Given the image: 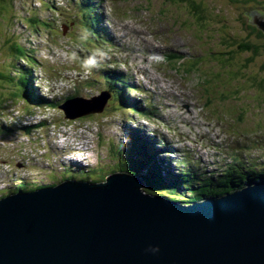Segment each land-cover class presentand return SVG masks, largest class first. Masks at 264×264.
<instances>
[{"label": "rangeland", "instance_id": "obj_1", "mask_svg": "<svg viewBox=\"0 0 264 264\" xmlns=\"http://www.w3.org/2000/svg\"><path fill=\"white\" fill-rule=\"evenodd\" d=\"M97 1L101 2L93 6L99 9L98 28L103 38L114 39V50H107L93 36H88L91 44L85 41L91 19L86 5L80 7L72 0H0L3 39L14 37L15 42L33 51L42 65L41 74L33 75L35 96L50 100L64 97V103L69 98L67 93L78 91L81 99L75 109L68 105L69 113L58 106L53 109L35 104L32 98L24 104L11 96L8 83L0 79L5 102L0 110V198L20 183L51 184L52 177L60 180L58 173L65 170L80 176L81 171L93 169L107 172L93 184H104L111 174L133 173L146 188V171L135 170L139 163L134 152L125 154L124 163L120 160V170H114V155L122 156L124 148L132 145L151 156L149 151L161 148L158 139L164 141V149L154 153L155 159L159 156L156 164L151 159L155 170L162 168V184L154 191L157 196L164 193L168 178L178 180L185 174L188 163L200 162L204 173H214V177L220 173L210 170L215 165L225 167L224 160L236 151L237 155L242 153L245 164L264 163V35L257 28L264 22V0H232L236 7L229 8V0H212L207 4L216 11L210 9L206 23L201 25L193 21V15L167 0ZM20 17H36L40 23L26 28ZM246 44L251 51L239 54L238 47ZM0 50L6 51L5 47ZM168 52L179 55L183 64L177 59L167 65L162 55ZM82 53L87 54L83 59L79 57ZM100 53L105 64L117 62L127 80L140 91L131 90L130 94L123 89V98L112 102L108 85L101 78L105 70L98 64ZM218 53L229 55V65L241 75H235L236 71L231 76L227 65H222L226 58L218 57ZM4 58L1 53L0 73L11 75L13 63ZM248 58L252 60L246 70L238 69ZM111 78L122 79L115 75ZM145 101L151 105L148 115L132 110L133 102L148 107ZM139 129L145 131L141 139L128 134L132 131L140 136ZM76 139L87 142L75 145ZM150 139L157 142L151 145ZM85 144L87 160L80 154L85 152ZM163 158L168 161L166 166ZM253 169L262 171L259 165ZM197 171L201 174L202 170Z\"/></svg>", "mask_w": 264, "mask_h": 264}, {"label": "water", "instance_id": "obj_2", "mask_svg": "<svg viewBox=\"0 0 264 264\" xmlns=\"http://www.w3.org/2000/svg\"><path fill=\"white\" fill-rule=\"evenodd\" d=\"M143 189L115 173L0 198V264H264V181L188 205Z\"/></svg>", "mask_w": 264, "mask_h": 264}, {"label": "trees", "instance_id": "obj_3", "mask_svg": "<svg viewBox=\"0 0 264 264\" xmlns=\"http://www.w3.org/2000/svg\"><path fill=\"white\" fill-rule=\"evenodd\" d=\"M167 2H170L174 7H179V10L183 8V12H185L186 10L190 17H192L193 15L195 17L193 21H196V23L199 25L206 23L205 20L207 19V14L210 9L212 11L213 10L216 11V9H214L213 6L209 7L207 4V2H212V0H167ZM229 2L230 4L227 6V8L233 7V6L236 7L235 5L236 2H232V0H229ZM88 6L91 7L92 5H88ZM26 14L30 16L32 13L29 14V12H27ZM204 14H206V16H204ZM18 19L22 23H24L26 28H30V27L34 28L37 25V23H40L38 22L36 17L25 18L24 20H22V18L20 17ZM90 24H91L92 30L90 31L89 34L91 36H94L95 34L101 31L100 28H97L99 24V17L97 15L93 16V18L90 19ZM187 24H189L190 26L189 22ZM245 24L247 25L246 22ZM249 27H252V30H254V32H258L257 34L260 35L259 34L260 32L257 31V28L251 25ZM220 38L223 39L224 37L222 36ZM0 41H2V43H0V49L2 47H5L6 49L5 52L0 50V54L3 53V56H6V58L4 59L6 61L11 60V64L13 63L11 65L12 67L10 71V72H13L12 73L13 76H11L12 74L10 75V73L9 75L0 73V79L8 83V87L11 88V91H12L11 96L15 97L18 101L19 99H21L24 104H27L29 98H32L35 104L40 105L43 103L49 108L56 109L57 106L63 102V100H61L62 98H59V97L55 98L56 100L55 102V100H50L46 97L41 98L39 96H35L33 92L34 90V88H32V82L34 81L33 75L37 73L41 74L40 71L42 70V65L39 63V59L36 58V56L34 55V52L31 51L30 49H27V47L22 45L20 42L18 41L15 42L14 37L3 39L2 33H0ZM85 41L91 44L90 42H88L87 38ZM77 43L80 46L85 47L83 44L79 42ZM222 46L224 47L223 43H222ZM226 46H229V44L226 43ZM238 48L241 51L239 50L237 52L242 55L246 54L245 53L246 51H251V49L248 47L247 44L243 45V47L239 46ZM87 52H91V51L87 50ZM231 52L233 51H230V53ZM255 53L257 52L254 51V54ZM86 55L87 54L82 53V56L81 57L79 56V57L83 59L84 57H86ZM172 56H174V54H172ZM217 56L228 58L229 55L218 53ZM227 58L226 60L222 62V65H227L226 68L229 70L230 75L233 76L234 72L237 71V68H235L234 70L229 65ZM251 60L252 58L246 59L245 64L240 65L238 69L242 67L243 70H246L247 65L251 62ZM104 75H105L104 79L108 85L110 94L112 95V100H111L112 102H118L121 100V96H123V94L121 93V90H123V88L133 89V85L130 83V80H127V78L123 75L120 81H117L111 78V76L113 75H109V73H105ZM235 75L240 76L241 74L238 72ZM40 78H42L41 75H40ZM13 83H16L18 86L14 85ZM119 83L123 87L122 89H119V87L117 86V84ZM37 86H40V85H37ZM259 86H261V83H259ZM117 89L119 90V92L117 91ZM35 90H36V87H35ZM3 101L4 99L2 98L0 94V110L3 108V105L5 103ZM137 103L133 102L132 110L135 111V113L137 114L148 115L149 114L148 110L151 107L148 104H146L148 107L144 105L145 108H141ZM31 114H33V111ZM42 124H44V122ZM136 148L135 146L130 145V148L129 147L126 149L124 148L123 150L124 154L122 156L120 155V157H117L114 155L115 160H116V163L114 166H116V168L114 167L112 168H114V170H120L118 166L121 164L120 160L124 163L123 157H125V154L128 152L131 153V151H133L134 155L136 156L135 161L136 163H139L135 167V170L140 168L141 171L143 170L146 171L144 172L145 173L144 176H145L147 186L144 189V191L147 194L150 193L149 195H155L154 191L158 189L159 184H162L161 182L162 181V176H161L162 170L160 169V170L155 171L154 165L152 164V161H151L152 157L147 155L144 151L143 152L140 151L142 147H138L137 149ZM112 154H114V152H112ZM118 154H119L118 151H116V155ZM240 159L241 157H239L237 161L233 162V164L229 165L225 171H217V173H220V176L219 174H217V177H214L215 175L214 173H212L213 176L205 174L203 169L201 171V174L203 176H201L199 171L196 170L197 165L188 163V166L186 167L188 170L185 169L184 170L185 174L180 175V178H178V180H172L168 178V184L163 186L165 189H163L164 193L162 194V196H164L165 198L169 200L177 199L179 200L177 202H179L182 205H186V204L193 203L194 201H197L200 199L217 198V197L224 196L226 194L232 193L236 189L242 188L243 186L247 184L248 185L252 184L254 181H258V180L264 181L263 180L264 179V169L261 171L262 175L261 173L257 175H253L254 172L252 171L253 170L252 167L259 164L258 161H254L251 164L246 165L247 163L244 164V162L240 161ZM153 160L155 163V159ZM163 160L167 161L165 159ZM261 166H263L262 168H264V165H261ZM241 167L248 168L249 170L247 172H242L240 171ZM123 168H125V170L127 169L125 166H123ZM80 173H81V176L78 175V173L65 170L61 173V175L58 173L60 176V180H58V177H55V176L52 177L51 184L38 185V182L20 183L21 185H19L14 191L9 190L8 193L10 194L17 193L18 190H21L24 192H30L33 190H38L40 188L52 187L66 179L83 180V181H89L90 183H96L99 179H101V177H104V175L107 174V172L101 169L99 170L93 169L87 172L83 171V173L81 171ZM255 179H258V180H255Z\"/></svg>", "mask_w": 264, "mask_h": 264}, {"label": "bare ground", "instance_id": "obj_4", "mask_svg": "<svg viewBox=\"0 0 264 264\" xmlns=\"http://www.w3.org/2000/svg\"><path fill=\"white\" fill-rule=\"evenodd\" d=\"M55 5V4H54ZM143 40L144 41H147V39L146 38H144L143 37ZM109 45V44H108ZM79 56L81 57V54H79ZM189 60V59H188ZM174 62V60H172L171 61V63H173ZM103 63V62H102ZM179 67H177V69H178ZM120 77H123L122 75H120ZM67 95L69 96V98L65 101V104L68 106V105H70L71 107L72 106H76L78 103H77V101H75L74 100V98L75 97H78L79 96V93H78V91H77V93L75 94V93H67ZM123 98V96H121V99ZM186 103H188V101L187 100H184ZM210 108V107H209ZM30 126V125H29ZM28 127V126H27ZM227 130H229V127H228V125H227ZM137 132H139L140 133V136H137L136 134H134L132 131H129L128 132V134L132 137V138H138V139H141V137L142 136H144L145 134H143V133H145V131H144V129H139ZM27 134V133H26ZM155 142H157L156 141V139H150V144L151 145H153ZM163 144H164V141L162 140V142L160 143L159 142V139H158V145L159 146H161V148H158V150L157 149H153L152 150V152L151 151H149V153H151V156H152V158L153 159H155L154 158V153H159L160 151H162L163 149H164V146H163ZM256 144H257V142H256ZM245 148L247 147L246 145L244 146ZM176 150V149H175ZM177 152V151H176ZM237 153L239 152V151H236ZM236 152H233L231 155H230V160L231 161H233V162H235V161H237L238 160V158L239 157H241V159H240V161H242V159H243V155H242V153L241 154H239V155H237L236 154ZM167 153H169V152H167ZM166 152H165V154H167ZM173 153H175V151H173ZM80 154H82L81 152H80ZM163 159H165V160H167L166 158H163ZM162 159V160H163ZM157 160H159V156L157 155V158L155 159V161H157ZM165 163L163 164L164 166H166V164L168 163V161H164ZM242 162H244V161H242ZM252 163V161H249V162H247V164L246 165H248V164H251ZM74 164H76V163H74ZM244 164H245V162H244ZM199 165V167L198 168H196V170L197 169H201L202 170V166L200 165V164H198ZM261 165H264V164H259V167L263 170V166H261ZM252 168H254V166L252 167ZM67 169H68V167H67ZM65 170V169H64ZM161 170H162V168H161ZM219 170V169H218ZM249 169L248 168H243V167H241V171L242 172H247ZM254 170V169H253ZM156 171V170H155ZM259 173H261V170L260 169H258L257 171H255L254 173H253V175H257V174H259ZM201 175V174H200ZM161 176L163 177V175H162V172H161ZM202 176V175H201ZM255 180H258V179H255ZM264 180V179H263ZM258 181H262V180H258ZM255 183H257L256 181H254L252 184H255ZM38 185H41V183H38ZM248 185V184H247ZM19 186V185H18ZM17 186V187H18ZM251 186V185H250ZM16 187V188H17ZM15 188V189H16ZM39 188H40V186H39ZM40 189H44V188H40ZM33 191H35V190H33ZM18 192H20V193H26V192H24V191H21V190H18ZM150 194V193H149ZM175 202V201H174Z\"/></svg>", "mask_w": 264, "mask_h": 264}]
</instances>
